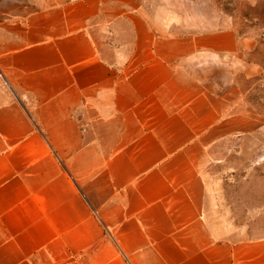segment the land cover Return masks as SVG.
<instances>
[{"label":"crops","instance_id":"obj_1","mask_svg":"<svg viewBox=\"0 0 264 264\" xmlns=\"http://www.w3.org/2000/svg\"><path fill=\"white\" fill-rule=\"evenodd\" d=\"M150 1L0 0V264H264L207 174L261 125L253 45Z\"/></svg>","mask_w":264,"mask_h":264},{"label":"rangeland","instance_id":"obj_2","mask_svg":"<svg viewBox=\"0 0 264 264\" xmlns=\"http://www.w3.org/2000/svg\"><path fill=\"white\" fill-rule=\"evenodd\" d=\"M170 2L197 14L210 12L220 24L250 39L253 48L245 54L257 63V73L240 76L231 109L246 117L258 118V129L246 132L241 145L221 162H213L209 175L215 216L228 228L253 223L264 229V0H151V5ZM197 5H200L197 7ZM204 6V7H202ZM196 14V15H197ZM252 226V227H253Z\"/></svg>","mask_w":264,"mask_h":264}]
</instances>
